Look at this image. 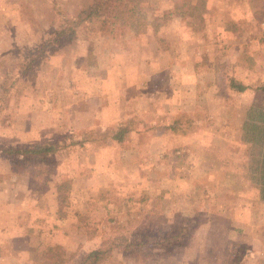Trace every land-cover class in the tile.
<instances>
[{
	"label": "rangeland",
	"instance_id": "374dc122",
	"mask_svg": "<svg viewBox=\"0 0 264 264\" xmlns=\"http://www.w3.org/2000/svg\"><path fill=\"white\" fill-rule=\"evenodd\" d=\"M94 1L0 0V149L56 148L0 154V264H54L44 245L104 246L103 264H264L242 139L264 110V0H204L186 18L138 0L104 31L82 13Z\"/></svg>",
	"mask_w": 264,
	"mask_h": 264
},
{
	"label": "trees",
	"instance_id": "16d2710c",
	"mask_svg": "<svg viewBox=\"0 0 264 264\" xmlns=\"http://www.w3.org/2000/svg\"><path fill=\"white\" fill-rule=\"evenodd\" d=\"M137 2L138 0H95L92 6L82 13L86 14L85 19L89 23L99 22L97 23L99 24V28L104 31L106 25L109 27H121V25L129 24L130 20L134 19L133 16ZM203 3L204 0H196L195 3H192V0H176L173 2L172 14H176L180 18L191 17L197 13L199 9L198 7L203 6ZM169 13H171V11L167 12V14ZM73 24L68 23L64 28L58 30L54 34L56 35V38H59L60 36L71 37V35H74L75 26H79V24L75 20L73 21ZM51 42L52 40H46V42L40 45L39 48L47 50L50 48L49 45ZM229 85L230 89L237 92H244L247 89L252 88L244 86L242 83H237L234 80H230ZM176 127H178V123L175 122V128ZM129 133L130 130L126 128L118 129V131L113 134L112 139L116 142H121ZM242 139L252 148L246 177L256 188L258 199L261 202H264V110L253 107L248 110L242 126ZM55 149V146L52 145H38L33 148L13 150L7 148L0 149V154L13 156L14 158H27L30 160L33 156L38 157V159H43L46 155L52 154ZM69 187V181H63L56 184L55 192L57 197L61 200H66L67 196L64 197V195L67 194ZM63 192H65L64 195ZM135 246H137V244H135ZM44 249L46 254H50V258L54 264H63L67 262H70L71 264H103L106 255L110 252V249L101 246L87 252L80 258H76L75 254H70L66 257L64 251H62L59 246H45Z\"/></svg>",
	"mask_w": 264,
	"mask_h": 264
},
{
	"label": "crops",
	"instance_id": "0c3cea01",
	"mask_svg": "<svg viewBox=\"0 0 264 264\" xmlns=\"http://www.w3.org/2000/svg\"><path fill=\"white\" fill-rule=\"evenodd\" d=\"M18 227H19V225H17V231H16V233H20V230L18 229ZM30 232V230H25V231H23L22 233V235L21 234H16V235H18L19 236V242L20 241H24L25 239H27V235H26V233H29ZM17 238V237H16ZM17 240V239H16ZM15 240V241H16ZM42 242V240L41 241H39V243L38 244H36L37 246H36V248H35V251L36 252H38V250L41 248V246L42 245H44V244H40ZM45 246H48V245H44V247ZM51 246H53V245H51ZM64 264V263H63Z\"/></svg>",
	"mask_w": 264,
	"mask_h": 264
}]
</instances>
